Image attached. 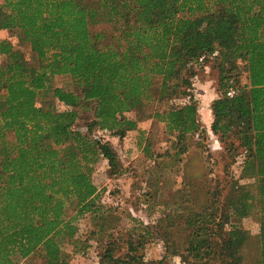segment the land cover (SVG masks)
Segmentation results:
<instances>
[{"label": "trees", "instance_id": "16d2710c", "mask_svg": "<svg viewBox=\"0 0 264 264\" xmlns=\"http://www.w3.org/2000/svg\"><path fill=\"white\" fill-rule=\"evenodd\" d=\"M0 31L27 45L32 62L0 40V264H70L64 247L84 254L90 243L98 264H155L143 258L149 229L110 224L96 194L92 169L103 159L116 175V152L74 129L79 111L90 112L98 133L120 140L137 128L125 114L147 109L185 171L152 233L164 239V258L244 264L253 252L252 264H264V0H0ZM209 61L222 70L210 131L231 160L224 170L240 158L241 177L259 180L255 237L237 225L250 212L237 180L227 173L206 186L187 174L193 150H206L194 82ZM56 76L74 88H52ZM42 94L66 109L37 107ZM178 99L180 107L160 106ZM69 207L92 228L82 232Z\"/></svg>", "mask_w": 264, "mask_h": 264}, {"label": "rangeland", "instance_id": "374dc122", "mask_svg": "<svg viewBox=\"0 0 264 264\" xmlns=\"http://www.w3.org/2000/svg\"><path fill=\"white\" fill-rule=\"evenodd\" d=\"M9 40L14 49L21 52L28 67L32 66L30 50L25 44L19 43L12 31H0V40ZM6 58L0 56V65L4 64ZM207 67L196 68V78L194 82L195 100L198 103L199 120L206 131L207 140L206 150L201 152L193 150L191 161L194 166H188L187 174L196 177V173L203 175L204 184L207 186L215 180L228 178L237 180L243 190L249 195L250 209L249 217L240 220L237 224L241 229L247 231L251 237L258 233L257 211L259 196L257 193L259 180L257 178H242L241 166L242 160L239 158L228 172H225L224 166L230 163V159L225 156L222 145L214 137L208 127L209 113L207 104L211 97L217 91L218 81L222 73L221 67L214 61L206 63ZM241 83L244 82L245 75L236 74ZM52 88L73 89L74 86L70 79L62 76H56L51 79ZM183 104L181 99L162 103L160 106L180 107ZM36 106L44 109L51 108L55 111H63L66 108L56 100L51 94L39 95L36 99ZM200 107V108H199ZM150 110H134L125 114L127 119H136L137 128L125 135L123 139H117L108 135L98 133L92 125L91 113L79 111V118L76 120L74 129L91 138H102L107 141L116 152L120 170L116 175L109 174L107 162L98 159L91 172V179L99 202L103 205L110 217V224L116 223L123 230L130 231L148 228L150 240L143 250V258L147 263L161 264H183L180 257H166L164 252L163 240H159L152 235L157 228L162 229L165 221L158 224L160 218L164 216L163 206L170 203L174 190L179 188L183 180L185 171L181 172V166L174 164V151L171 149V142L164 131V126L148 118ZM143 115L146 117H143ZM212 116V114H211ZM213 120V117H212ZM212 123V122H211ZM206 126V127H205ZM197 135L189 139L194 145ZM195 146V145H194ZM160 157V158H159ZM176 159V157H175ZM196 180V179H195ZM213 184V183H212ZM197 195L201 198L203 185L196 181ZM171 209V208H170ZM169 212V209H168ZM67 217L77 223L82 232L92 228L91 220L84 216L75 219V210L73 207L67 209ZM141 228V229H140ZM128 235V233H127ZM254 241V240H252ZM89 249L84 254H72V247L65 246L64 250L70 257V264H98L97 249L95 244L90 243ZM253 252H249L244 264H252ZM17 264H45L43 259L24 260L19 259Z\"/></svg>", "mask_w": 264, "mask_h": 264}, {"label": "crops", "instance_id": "0c3cea01", "mask_svg": "<svg viewBox=\"0 0 264 264\" xmlns=\"http://www.w3.org/2000/svg\"><path fill=\"white\" fill-rule=\"evenodd\" d=\"M216 96H217V94H216V92L214 93V96L213 97H211V99H210V101H209V103L207 104V107H208V113H209V122H208V127H210V125H211V122H212V116H211V111H210V104H211V102L216 98ZM200 108V107H199ZM206 127V126H205Z\"/></svg>", "mask_w": 264, "mask_h": 264}, {"label": "built area", "instance_id": "2783aa9c", "mask_svg": "<svg viewBox=\"0 0 264 264\" xmlns=\"http://www.w3.org/2000/svg\"><path fill=\"white\" fill-rule=\"evenodd\" d=\"M233 94H234L233 91H229V93H227V96H228V97H232Z\"/></svg>", "mask_w": 264, "mask_h": 264}]
</instances>
